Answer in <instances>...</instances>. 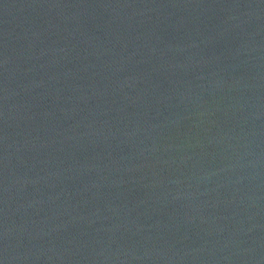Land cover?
Here are the masks:
<instances>
[{"label":"water","instance_id":"95a60500","mask_svg":"<svg viewBox=\"0 0 264 264\" xmlns=\"http://www.w3.org/2000/svg\"><path fill=\"white\" fill-rule=\"evenodd\" d=\"M0 264H264V0H0Z\"/></svg>","mask_w":264,"mask_h":264}]
</instances>
